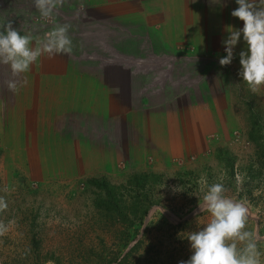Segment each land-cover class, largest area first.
Wrapping results in <instances>:
<instances>
[{
	"label": "rangeland",
	"instance_id": "1",
	"mask_svg": "<svg viewBox=\"0 0 264 264\" xmlns=\"http://www.w3.org/2000/svg\"><path fill=\"white\" fill-rule=\"evenodd\" d=\"M34 12L38 11L33 0H0V22L11 20L25 31L43 34L54 22L70 23L71 29L76 25L78 30L72 34L82 39L80 52L70 55L75 70L129 74V94L124 99L133 110L167 109L175 104L174 94L184 93L181 97L192 104L218 100L228 90L234 97L242 96L238 105L245 109V117H236L235 127L226 133V144L215 145L220 152L199 169L175 160L165 170L124 167L114 177H61L60 170L44 174L46 160H13L12 184L0 179V197L8 204L0 212V221L12 222L0 236V264H178L188 260L192 253L187 233L210 219L198 208L203 197L201 176L209 185L223 183L226 195L246 203L248 230L261 238L259 247L264 251V112L257 110L253 96L247 95L250 89L232 65L222 67L217 57H207L193 47L152 43L146 31L135 33L130 28L119 36L65 10L59 9L55 17L59 22ZM114 35L115 42H122L116 44L122 50L112 47ZM245 93L248 97H243ZM233 131L240 133L238 141L232 139ZM48 168L61 167L50 164ZM90 178H105L109 195L92 185Z\"/></svg>",
	"mask_w": 264,
	"mask_h": 264
},
{
	"label": "crops",
	"instance_id": "2",
	"mask_svg": "<svg viewBox=\"0 0 264 264\" xmlns=\"http://www.w3.org/2000/svg\"><path fill=\"white\" fill-rule=\"evenodd\" d=\"M237 7L235 0H65L60 9L119 36L130 28L135 33L146 31L152 43L193 47L217 57L219 63L226 55L221 43L225 28L243 27L231 16ZM73 26L70 35L76 55L82 37L73 36ZM119 43L112 47L122 50ZM245 48L241 38L232 70L239 72L238 53ZM71 59L66 54L41 57L21 77L22 86L15 93L3 83L8 71L0 68V179L5 183L12 184L16 159L46 160L44 174L60 170L61 177H114L124 167L165 170L175 160L199 169L220 152L215 145L226 144L236 117H245V109L238 105L242 96L234 97L228 90L218 100L192 104L181 97L184 93L174 94L175 104L167 109L133 110L124 99L129 94V74L75 70ZM247 95L264 112V88ZM50 164L61 168L50 169Z\"/></svg>",
	"mask_w": 264,
	"mask_h": 264
},
{
	"label": "clouds",
	"instance_id": "3",
	"mask_svg": "<svg viewBox=\"0 0 264 264\" xmlns=\"http://www.w3.org/2000/svg\"><path fill=\"white\" fill-rule=\"evenodd\" d=\"M64 3L65 0H33L40 16L53 21ZM235 3L238 7L231 11V16L242 21L243 27L225 28L227 35L221 43L226 55L219 59V64L223 67L232 63L242 38L246 48L238 53L241 65L238 75L255 94L264 88V0H235ZM70 29V23L54 22L50 30L34 35L11 20L0 22V68L8 71L3 81L7 89L17 92L22 86L21 77L41 57L71 55L74 45ZM198 183L203 193L198 208L201 213L206 211L210 219L199 230L187 233L192 254L178 264H264V251L259 247L261 238L247 227L250 214L246 203L226 195L223 183L209 185L205 176ZM7 207L4 197H0V212ZM11 223L0 221V236L9 231Z\"/></svg>",
	"mask_w": 264,
	"mask_h": 264
},
{
	"label": "trees",
	"instance_id": "4",
	"mask_svg": "<svg viewBox=\"0 0 264 264\" xmlns=\"http://www.w3.org/2000/svg\"><path fill=\"white\" fill-rule=\"evenodd\" d=\"M89 182L98 188H103L105 191H108L109 183L105 178H90ZM107 194L109 195V191L107 192Z\"/></svg>",
	"mask_w": 264,
	"mask_h": 264
},
{
	"label": "built area",
	"instance_id": "5",
	"mask_svg": "<svg viewBox=\"0 0 264 264\" xmlns=\"http://www.w3.org/2000/svg\"><path fill=\"white\" fill-rule=\"evenodd\" d=\"M231 137H232L233 140L238 141L241 138V135H240L239 132L233 131ZM120 165H123V163H120Z\"/></svg>",
	"mask_w": 264,
	"mask_h": 264
}]
</instances>
